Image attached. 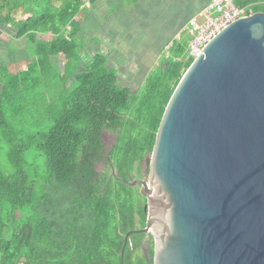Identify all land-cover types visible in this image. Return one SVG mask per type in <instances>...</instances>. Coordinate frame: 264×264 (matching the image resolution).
Here are the masks:
<instances>
[{
    "label": "trees",
    "instance_id": "16d2710c",
    "mask_svg": "<svg viewBox=\"0 0 264 264\" xmlns=\"http://www.w3.org/2000/svg\"><path fill=\"white\" fill-rule=\"evenodd\" d=\"M232 1L264 12V0ZM86 3L96 0H0V41L13 57L0 61V264H152L151 235L130 234L120 257L125 234L145 225L146 200L109 164L118 178L139 174L192 61L188 37L132 91L109 54L85 49ZM12 40L24 41L22 63ZM103 131L116 134L108 161ZM103 160L108 171L97 174Z\"/></svg>",
    "mask_w": 264,
    "mask_h": 264
},
{
    "label": "water",
    "instance_id": "95a60500",
    "mask_svg": "<svg viewBox=\"0 0 264 264\" xmlns=\"http://www.w3.org/2000/svg\"><path fill=\"white\" fill-rule=\"evenodd\" d=\"M202 50L165 106L140 177L118 178L109 164L146 200L145 225L125 234L120 257L137 233L152 236V264H264V12Z\"/></svg>",
    "mask_w": 264,
    "mask_h": 264
},
{
    "label": "crops",
    "instance_id": "0c3cea01",
    "mask_svg": "<svg viewBox=\"0 0 264 264\" xmlns=\"http://www.w3.org/2000/svg\"><path fill=\"white\" fill-rule=\"evenodd\" d=\"M208 1L96 0L90 9L85 6L81 34L90 37L84 47L109 54L108 64L118 71L121 84L141 86L161 67L172 44L187 36V21Z\"/></svg>",
    "mask_w": 264,
    "mask_h": 264
},
{
    "label": "built area",
    "instance_id": "2783aa9c",
    "mask_svg": "<svg viewBox=\"0 0 264 264\" xmlns=\"http://www.w3.org/2000/svg\"><path fill=\"white\" fill-rule=\"evenodd\" d=\"M245 8H238L232 0H209L204 8L187 21L184 33L187 35L186 57L196 59L205 45L223 28L235 20L245 17Z\"/></svg>",
    "mask_w": 264,
    "mask_h": 264
},
{
    "label": "rangeland",
    "instance_id": "374dc122",
    "mask_svg": "<svg viewBox=\"0 0 264 264\" xmlns=\"http://www.w3.org/2000/svg\"><path fill=\"white\" fill-rule=\"evenodd\" d=\"M87 7L90 9L91 5L86 3V8ZM84 16L85 15L82 16V20H83ZM84 22L85 21H82L81 26L83 25ZM81 26H80V30H81ZM82 32H84V31H82ZM4 36L5 35H3L1 37L2 40L0 41V43H3V46L0 47V61H3L5 59L9 61L13 57H12L11 51L8 50L7 44H4V42L5 43L7 42V37L6 36L4 37ZM83 37L85 38V40H84V43H85L86 40L87 41L89 40L90 35H89V33H87V34L83 35ZM9 43H10L9 44L10 46L12 45L14 47H17V52H14L15 53L14 54L15 61H19L20 60V62H18V63H22L23 60H24V57H26L25 54H24V50H25L24 41L23 40H12ZM57 60H58V64L61 66L62 65V58L59 56ZM123 74H124V72H122V76H125ZM129 83H130V89L132 91H136L140 87V86H135L133 84L131 85V81H129ZM142 84H140V85H142ZM115 137H116V134L112 133V132H109V131H103L101 133L100 139H101V143H102V146H103V152H104L103 155H105V152H107L110 149V147L112 146V144L115 141ZM28 155H29V153H28ZM0 165H1V167H6L7 166V163H6V160H5V155H4V150L1 147H0ZM96 170H99V168H97V166H96ZM101 171H103V170H100V172Z\"/></svg>",
    "mask_w": 264,
    "mask_h": 264
},
{
    "label": "flooded vegetation",
    "instance_id": "af4514ba",
    "mask_svg": "<svg viewBox=\"0 0 264 264\" xmlns=\"http://www.w3.org/2000/svg\"><path fill=\"white\" fill-rule=\"evenodd\" d=\"M114 143H115V141H114ZM114 143L112 145H114ZM104 160L108 161V157L106 155H104ZM104 160L101 161V162H99L98 164H96L97 165V168H99V170H98L99 172H100V170L108 171V167H106V163H105L106 161H104ZM110 170H111V168H110ZM132 175H134V177L128 175L127 178H129V179H136V178H139L140 177V174H132ZM144 242L145 241L143 239L142 243H144Z\"/></svg>",
    "mask_w": 264,
    "mask_h": 264
}]
</instances>
